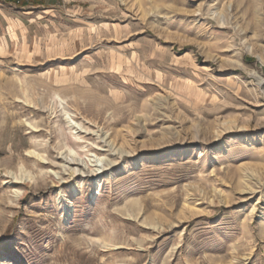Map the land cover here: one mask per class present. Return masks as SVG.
<instances>
[{
  "label": "rangeland",
  "instance_id": "1",
  "mask_svg": "<svg viewBox=\"0 0 264 264\" xmlns=\"http://www.w3.org/2000/svg\"><path fill=\"white\" fill-rule=\"evenodd\" d=\"M26 1L0 0V264H264V0Z\"/></svg>",
  "mask_w": 264,
  "mask_h": 264
},
{
  "label": "trees",
  "instance_id": "2",
  "mask_svg": "<svg viewBox=\"0 0 264 264\" xmlns=\"http://www.w3.org/2000/svg\"><path fill=\"white\" fill-rule=\"evenodd\" d=\"M9 2H12V3H17L23 7H27L30 5V1H26V0H7Z\"/></svg>",
  "mask_w": 264,
  "mask_h": 264
},
{
  "label": "bare ground",
  "instance_id": "3",
  "mask_svg": "<svg viewBox=\"0 0 264 264\" xmlns=\"http://www.w3.org/2000/svg\"><path fill=\"white\" fill-rule=\"evenodd\" d=\"M67 160L70 162V164H69V165H71V164H74V163H75L73 158H72V159H70V158H67ZM74 172H75V171H74Z\"/></svg>",
  "mask_w": 264,
  "mask_h": 264
}]
</instances>
